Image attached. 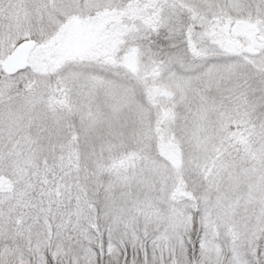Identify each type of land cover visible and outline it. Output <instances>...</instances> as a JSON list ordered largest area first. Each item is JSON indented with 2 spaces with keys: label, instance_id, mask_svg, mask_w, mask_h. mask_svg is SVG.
Masks as SVG:
<instances>
[{
  "label": "snow or ice",
  "instance_id": "obj_1",
  "mask_svg": "<svg viewBox=\"0 0 264 264\" xmlns=\"http://www.w3.org/2000/svg\"><path fill=\"white\" fill-rule=\"evenodd\" d=\"M0 264H264V0H0Z\"/></svg>",
  "mask_w": 264,
  "mask_h": 264
}]
</instances>
